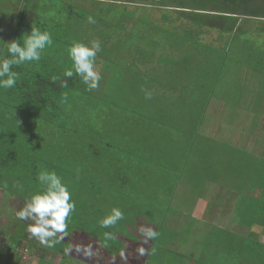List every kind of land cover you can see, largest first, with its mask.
<instances>
[{
  "label": "rangeland",
  "instance_id": "obj_1",
  "mask_svg": "<svg viewBox=\"0 0 264 264\" xmlns=\"http://www.w3.org/2000/svg\"><path fill=\"white\" fill-rule=\"evenodd\" d=\"M198 1L0 0V60L9 57L5 42L13 40L10 34L15 24L19 26L20 16L25 18L21 36L39 25L38 29L51 33L53 39L38 62L13 67L19 78L12 91L0 93V123L18 137L25 128L18 133L19 129L11 125L29 124L37 129L38 117L60 118L64 113L63 121L51 120L50 126L62 121L70 128L64 137L67 155H59L46 141L35 144L34 147L39 145L35 149L39 155L33 144L9 143V147L15 146L22 153L21 174L13 166L4 170L6 162L0 155V250L4 248L5 235L15 234L23 238L18 251L21 261L28 264L44 259V250H48L46 264H260L264 252V232L258 230L264 227V0H253L263 5L258 6L261 10L251 12L256 17L219 11L215 7L217 0H201L215 3L208 4L206 10L192 9ZM222 3L225 5L223 0ZM253 5L244 4L238 9L250 10L255 8ZM89 16L95 19L94 24L88 22ZM215 22L224 23L223 30L208 25ZM94 40L101 46L95 60L101 79L98 88L89 91L81 77L74 73L67 78L64 73L73 69L69 47L74 42L90 45ZM49 52L52 57H48ZM56 52L60 55L56 56ZM221 57H225L223 65ZM107 59L110 61L105 62ZM140 60V75L131 73ZM144 66L150 68L146 70ZM115 69L122 70L124 77L105 82L102 73L116 72ZM158 72L161 76L157 77ZM145 77L149 80L144 83L141 79ZM66 79L67 86L61 87V81ZM142 82L155 85L148 99L154 117L158 118L156 108L163 117L182 112L179 117L183 123L196 127V134L188 135L196 141L191 142L194 151H188L182 170L175 171L178 165H173L172 172H162L164 168L158 167L160 173L151 172L150 189L141 183L126 191L137 198L136 203L126 205L133 201L126 192L113 199V191L104 188L113 170L129 169L126 148L95 140L83 125L74 124L88 118L85 107L90 116L101 121L97 109L100 102L123 99L127 94L137 100L138 93L128 92H134L135 85L143 89ZM157 85L164 86L170 95L155 94L159 91ZM73 91L78 97L76 104L62 103L63 97L68 98ZM158 96L164 97L160 104ZM125 107L127 110H116L129 112ZM173 126L175 130V123ZM182 134L185 137V131ZM22 137L35 140V133L25 130ZM88 147L98 154L86 156ZM181 148L183 152L186 149L185 145ZM161 152L165 158H159V162L172 156L169 149ZM6 153L0 150V154ZM37 165L42 166L41 171L52 168L49 171L62 178L75 210L82 213L70 214L67 236L51 248L28 232L31 220L22 221L15 214L33 194L44 190L35 175ZM26 170L31 171V179ZM85 170L99 182L91 187L87 205L82 190L87 178ZM83 191L84 196L72 195ZM199 195L206 197V205L201 208L197 203L194 211ZM249 205L258 206L260 215L245 214ZM114 208L121 210L124 218L102 228L100 222ZM151 219L161 225L157 227ZM147 229L157 235L149 238ZM106 232L113 238L107 240ZM89 247L90 254H86ZM69 248L71 251L66 253Z\"/></svg>",
  "mask_w": 264,
  "mask_h": 264
},
{
  "label": "crops",
  "instance_id": "obj_2",
  "mask_svg": "<svg viewBox=\"0 0 264 264\" xmlns=\"http://www.w3.org/2000/svg\"><path fill=\"white\" fill-rule=\"evenodd\" d=\"M223 24L224 23H222V25ZM208 25L218 26L220 29L223 30L222 25H220V23L218 22L209 23ZM168 58L166 57L165 60L169 61ZM211 58L214 59L215 57H211ZM108 61L110 60L107 59L105 62ZM139 62L140 65H138L135 68V70L134 69L130 70L131 73H136L140 75V73L138 72L141 71L140 68L143 67V63L142 60H140ZM154 62L156 65V61ZM149 68H150L149 66H144L143 69L147 70ZM115 70L116 72L111 70V72L107 74L102 73V78L105 76L103 80L107 82L108 80H111L112 78L115 77H121V76L124 77L122 70L120 69H115ZM155 76L158 77L161 75L158 72L157 74H155ZM125 78L128 79V77ZM148 80H149L148 77L141 79V81H143L144 83L147 82ZM135 86L136 89L133 88L135 89V91L133 92L130 90L128 93H138L136 96L137 100H133V95L127 94V96L124 97L123 99H117V100L113 99L112 101L105 100V102H100L97 109L99 110L98 116L101 117V121H97V119L90 116L89 112L85 107L88 118L84 119L83 122L80 121L79 124H74V125H83L87 132L90 131L89 134L92 137H96L97 139H102L104 142L110 143V145L115 144L117 146L120 145L126 148V155H127L126 162L128 164L129 169H125L126 172L114 171L110 175V179L113 181V183L118 184L119 188L122 190H134L135 188H129V186L131 185L133 187H136V184H141V183H144L147 187H149L148 189H150L149 183L151 184V172H153L154 174L156 173V175L157 173H160L158 167L164 168L162 172H164L167 169L169 172H172L173 165L179 166L178 169L175 170L176 172H178L179 169L182 170L187 164L188 151L189 150L194 151V147L192 148V146H190L191 142L193 141V143H195L196 141L195 139L188 137L189 134L192 135L194 133L196 134V127L194 125L183 123L184 120H182V117H179L182 113V112H178L180 109L176 111L178 113L172 117L171 116L163 117L161 113L157 111L156 108L155 111L157 112L158 118L154 117V113L150 111L151 108L148 99L145 96L144 89H147L152 93V87L154 89L155 85L143 84L142 85L143 89L139 88V85H135ZM157 86L159 88V91L158 93H156L154 90L155 94L170 95L169 93H166V91L164 90L165 88L164 86H163L164 88L162 87V85H157ZM118 87L119 88L125 87V85H119ZM158 97L160 104L162 103L161 98L164 97L163 96H158ZM77 100L78 97L75 95L73 91L70 94V96L67 98L66 103L76 104ZM136 103L138 107L136 106ZM125 106H127L130 109L129 112L120 113L116 110L118 107L127 110ZM61 116L66 117L64 113H61ZM174 123L177 126L175 130H173ZM183 131H185V137L182 134ZM118 132H123V134L121 135V133ZM181 136L184 138L179 139V137ZM174 139H176L175 142L176 145L174 144ZM219 143H220L219 145H225L221 142ZM226 143L228 144L227 141ZM182 145H185L186 148L184 152L182 151L183 148H181ZM227 147L229 148V146ZM167 149H169L170 152H172V156L166 157L165 159L166 162H159V158L160 159L165 158V156L161 151ZM141 174L143 175V177L141 176ZM153 181L155 182L154 177H153ZM234 190L237 192L235 188L232 189V191ZM127 197L133 200L132 202H130L131 203L130 205L136 203L137 198H135V195H131L130 193H127ZM205 198L206 197L203 195H199L197 197L196 201L193 204V208L195 207L194 211L196 209L197 203H198V207L201 208L206 205L204 201ZM142 202L144 203L145 206H147L146 201H142ZM127 203L129 204V202ZM148 213H150V211H148ZM177 215L179 216L182 214H177ZM195 218L198 219L199 221H204L199 219L198 217ZM248 227H250V225H248Z\"/></svg>",
  "mask_w": 264,
  "mask_h": 264
},
{
  "label": "clouds",
  "instance_id": "obj_3",
  "mask_svg": "<svg viewBox=\"0 0 264 264\" xmlns=\"http://www.w3.org/2000/svg\"><path fill=\"white\" fill-rule=\"evenodd\" d=\"M88 22L94 24L95 19L89 16ZM21 40L22 43L19 42ZM5 43L9 57L0 60V89H11L16 86L19 78V73L13 71V67L28 62H38L44 50L53 44V39L51 33L32 27L30 34H23L19 39ZM100 51L99 41H91L90 45L74 42L68 49L74 71L69 69L64 73V76L72 78L75 73L81 77L89 91L98 88L101 75L95 69V60ZM66 86L67 79L61 81V87ZM144 92L147 99L152 98L151 91L144 89ZM61 102H67V95ZM37 179L44 186V190L33 194L26 202V206L15 214L22 221L31 220L33 223L28 227V232L41 244L51 248L67 236V221L75 210V203L71 201L68 186L55 171L43 170L38 173ZM123 218L121 210L114 208L111 214L100 222V226L108 228ZM146 235L153 238L157 233L147 229ZM104 236L107 240L113 238L112 234L107 232L104 233ZM79 250L77 249V251ZM70 251V248L65 249L66 253ZM85 253L90 254V247L85 249Z\"/></svg>",
  "mask_w": 264,
  "mask_h": 264
},
{
  "label": "trees",
  "instance_id": "obj_4",
  "mask_svg": "<svg viewBox=\"0 0 264 264\" xmlns=\"http://www.w3.org/2000/svg\"><path fill=\"white\" fill-rule=\"evenodd\" d=\"M217 4H216V8L219 10V11H227L229 13H234V14H241V13H244V14H247L249 16H254L256 17V13H251V12H256L257 9L258 10H261L260 8H258V6H263L261 4H258L257 2H253V0H223L225 5H223L222 3V0H217ZM214 2V1H213ZM234 3L233 5H237V8L235 7H232L231 4ZM197 5L196 8H192V9H199V10H206L207 9V5L208 4H215V3H207L205 1H201L199 0L198 2H196ZM223 6H222V5ZM244 4H247L248 6L249 5H252L254 4L253 6L255 8H252L250 10L245 9V10H241V9H238L239 6L241 5H244ZM218 5V6H217ZM257 5V6H256ZM162 6H166V5H162ZM178 7H181L183 8V6H178ZM23 21V22H22ZM18 25L16 27V24L14 25V29H12L11 31V35H13V39H16L19 37H21V30L25 24V18H22L20 16L19 20H18ZM220 25H222V23H220ZM37 28H39V25H37ZM17 32L18 35H16L14 37V33ZM13 33V34H12ZM22 43V40L19 41ZM60 45V44H59ZM56 50L58 51L59 49L56 47ZM48 53V52H47ZM50 54V52H49ZM47 54L48 57H52V55L50 54ZM56 56L60 55L59 52H56L55 54ZM59 57H54V59H58ZM197 57H195L194 59H196ZM220 60H222V65L224 64L223 60L225 61V57H221L219 58ZM223 69V68H222ZM13 71L17 72L15 68H13ZM16 86H17V83H16ZM15 86V87H16ZM14 88V87H13ZM22 88L24 89V92H26V87L22 86ZM13 89H0V93H7V92H10L12 91ZM181 109V108H180ZM61 114H60V118H53V119H49L47 118L46 116H40L38 117V120H39V124H38V127L37 129H34L32 126L30 127V125L28 124L27 126L23 127L24 125H11V126H14L16 129H19L18 130V133L19 131L21 132V128H25V130L27 132H33L35 133V140L34 138L32 137L31 141H27L25 138L22 137V135L24 134V131L22 133V135H18V137H16L14 134L15 133H12L10 132L8 129H6V126L7 125H3L0 123V150L4 149L7 151V153L5 155H2L0 154L1 156H3V161L6 162L5 164V167H4V170H6L9 166H13V167H16L17 171L19 174H21V171H20V164L22 162V153L20 151H18L19 149L15 146L13 147H9V143H11L12 145H16L15 141L17 143H20V144H24V143H27V145L30 144H33V149L35 150L39 145H37V147H34L35 144H37L39 141H46V142H49L51 143V141L53 142V145L52 143L51 144H47L51 147H54V149H56V152L60 155V154H65L67 155L68 154V148H67V141L64 139L65 137V134L66 132H68L67 130H69V126L68 124H63V120L61 119ZM2 117H0V120H1ZM58 119H61L62 121L59 123H55L53 124L52 126H50L51 124V120H58ZM41 120V121H40ZM36 123V121H35ZM23 124V123H22ZM29 127V128H28ZM49 130V133L48 132H45V131H48ZM40 132V133H39ZM100 132H103V131H100ZM46 134H49L51 135L50 137H46L44 135ZM91 138H94L95 140H98L96 137H91ZM38 140V141H37ZM36 154L39 155V153L35 150ZM91 154V153H94L95 155H97L98 153L95 152L94 150L93 151H90V147L87 148V152H86V156L88 154ZM5 158V159H4ZM7 158V159H6ZM264 162V159L261 160ZM31 164H35V162H31ZM38 166V171L35 173L36 177L38 175L39 172H41V165H37ZM52 168H48V171L51 170ZM54 169H56V167H54ZM87 169V168H86ZM264 169V168H263ZM63 171V170H62ZM69 170H66V171H63L64 173L67 172ZM115 170H113L112 172H114ZM111 172V173H112ZM85 173H86V181L83 183V185H85V188H83L82 190L85 191V201H86V205L88 204V201L90 200V195H89V191H91V187L94 186V185H98L99 182H97L95 180V177L93 174H91L89 172V170H85ZM26 174L27 176L31 179L32 177V173L31 171H27L26 170ZM111 175V174H110ZM19 175H16L15 177L18 178ZM22 177V180L25 179V177L23 175H21ZM27 178V177H26ZM103 188V187H102ZM104 188H106V190H110V191H113V199L114 198H118L120 195H125V192L128 191V190H122L119 188L118 184L116 183H113V181L110 179L108 180L107 184L104 186ZM129 188H136V187H133V186H129ZM84 191L82 193H80L79 195H74L72 194L73 196H77L76 198H78V196H84ZM128 193V192H126ZM263 197H264V191H263ZM71 201H72V197H71ZM73 202V201H72ZM128 203H126L127 205ZM131 204V203H129ZM128 204V205H129ZM260 212V209L258 206H252V205H249L247 207H245V214H253V215H260L259 214ZM75 214H82L81 212H78L76 210H74V212L71 213V215H75ZM147 214H149L147 212ZM140 216H138V220L141 221V219L139 218ZM155 225L158 227V225H161V222H157L155 219H151ZM258 230H261V232H264V227H261L259 228ZM260 232V233H261ZM6 239H5V245L3 246L4 248L0 250V264H28V263H23L21 261V254L20 252L18 251V248L19 246H21L22 242H23V238H20L18 236H16L15 234H6L5 235ZM31 246H36V244H33V243H30ZM48 251V250H47ZM47 251H43L42 252V257H44V259H40L38 258L37 259V264H46L47 261V257H46V253ZM50 254V253H49ZM48 256V254H47ZM262 256H263V259H262ZM262 256H260V264H264V252H262ZM65 257V256H64ZM263 260V261H262ZM252 264H255L252 262Z\"/></svg>",
  "mask_w": 264,
  "mask_h": 264
},
{
  "label": "bare ground",
  "instance_id": "obj_5",
  "mask_svg": "<svg viewBox=\"0 0 264 264\" xmlns=\"http://www.w3.org/2000/svg\"><path fill=\"white\" fill-rule=\"evenodd\" d=\"M226 149V148H225Z\"/></svg>",
  "mask_w": 264,
  "mask_h": 264
}]
</instances>
